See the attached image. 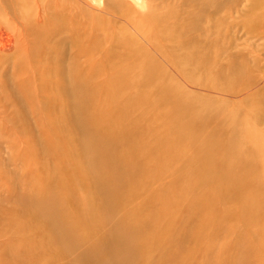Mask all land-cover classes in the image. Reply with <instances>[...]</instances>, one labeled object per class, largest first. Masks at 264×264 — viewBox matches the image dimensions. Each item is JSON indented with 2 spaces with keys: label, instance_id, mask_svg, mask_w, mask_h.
I'll use <instances>...</instances> for the list:
<instances>
[{
  "label": "rangeland",
  "instance_id": "rangeland-1",
  "mask_svg": "<svg viewBox=\"0 0 264 264\" xmlns=\"http://www.w3.org/2000/svg\"><path fill=\"white\" fill-rule=\"evenodd\" d=\"M49 1L57 23L29 36L23 61L0 53V264H82L92 249L111 264L123 243L139 264H264L251 138L264 136V2ZM18 4L0 0L3 36L23 33ZM71 63L89 103L65 90ZM32 189L39 205L61 193L64 210L88 207L87 231L55 239L51 259L18 251L19 233L50 248Z\"/></svg>",
  "mask_w": 264,
  "mask_h": 264
},
{
  "label": "bare ground",
  "instance_id": "bare-ground-1",
  "mask_svg": "<svg viewBox=\"0 0 264 264\" xmlns=\"http://www.w3.org/2000/svg\"><path fill=\"white\" fill-rule=\"evenodd\" d=\"M18 1H19V4H18L17 8L19 10V15H23V16L19 17L20 21L22 22L23 33H19L20 34L19 36H17L16 33H11L10 35L5 33L8 36H3L4 32L3 33L0 32V53L11 51V50H14L13 48H17V49H15V50H17V52H19V55L17 54V62H22L23 61L22 57H24V50L26 49L27 44H29V42H30L29 36H34V35L38 36L37 39L44 37V35L48 33L49 29L52 26L56 25L57 20L53 15H48L47 10H49V9H45V8H49V7H47L48 4H50L49 0H48V2H45V3H44V1L42 3V1H39V0H21V1L18 0ZM262 2H264V0H252L250 6H251V8H253V7L261 4ZM17 3H18L17 1L14 2V4H17ZM36 3L37 4L41 3L40 8H37L39 6L36 7ZM22 6H23V10H22ZM61 7H59V8H61ZM52 9H54V8H52ZM252 10L253 9H250V11H252ZM47 15H48V17H47ZM62 19H65V18L62 17ZM67 28L68 29L71 28V30H73L72 32H74V34H72L70 36V40L72 39L74 46H77L79 44V47L77 50L79 51V53L82 52V50H84V49H83V46H81V42H79V40L75 34L76 27L74 25H70V26L68 25ZM77 30H78V28H77ZM33 41H35V40L33 39ZM32 44H33V42H32ZM20 46H24V47L21 48ZM53 51H55V50H53ZM33 62H34V60H33ZM75 70H76V68L73 67V64L71 63L69 65L68 71H67V77H66L67 86H66L65 90H70L71 95L73 96V99H74L76 104L78 103V100L82 101L84 98H85V103H86V102H88L87 98L89 96H87V94H86L87 86H86V81L83 79L84 78L83 70L82 71L81 70L75 71ZM60 81L59 80L57 81L56 87H58V85H59L58 82H60ZM24 84L18 83L17 88L19 90H28V89H26V87H24L25 86ZM251 138H252V141L255 144L257 150L264 152V136H260L259 134H251ZM30 184H32V183H30ZM35 194L36 193L32 189L28 192V194L26 195L25 198L31 204L33 202V204L36 206V208L39 210V212L42 215L47 216L50 219L51 222L48 219L43 217L45 220L48 221L46 228L49 230V227H52V229H51L52 233L50 234L51 241L49 243L50 248L47 250L43 249L42 247H40L38 245V243H33L34 247L32 248V247H30V244L27 242L28 238H26V240L23 239L21 237L22 234L19 233L18 236L20 238V243H19L20 248H18V249H20V250H18V251H22V252L25 251V252H31V254H34V253L36 254V252L38 250H43L45 252V254L48 253V254H46V256L50 257V259H51V258H54L56 253H59L53 247V243H56L55 239H58L59 241H63L65 243H67V241H69V240L72 243L79 242V239H77V236H78L77 234L81 230H79L78 233H77V230L79 228H83L84 225L87 226V223H88V218H87L88 213L87 212L88 211L86 212V210H88V207L86 206L84 209L81 205L79 208H74L73 212H69L67 210H64L62 208V205H64L63 202H65V199H68V198L66 195L61 194V193L59 195L62 198H59V195H58V198L57 197L51 198L44 205H39V203L35 200ZM61 199H64V201H61ZM6 224L8 225L7 221H6ZM84 228H83V230L85 231ZM87 229L88 228H86V231H87ZM26 236H28L29 238H32V235H26ZM79 236L81 237V236H83V234H81ZM112 237L113 236H111L110 238L112 239ZM156 237H158V236H156ZM82 238H81V240H85L84 238L83 239ZM113 240H114V237H113ZM147 241H149V237L147 235H145L142 238V240L140 241V243L144 246L147 243ZM152 241H154V240H152ZM40 244L42 245V243H40ZM150 245H151V243H150ZM108 247H110L111 250L109 252H106V253H109L112 257H116V256L120 255V258L111 264H139L138 261L139 260L141 261L142 256H143V253L141 250H139L138 248L132 249L129 245L124 244V243H123L122 249H117L114 246H110V245ZM118 247H120V246H118ZM142 247H140V248H142ZM143 248L146 249V246ZM99 250H101V249H92V250H90V252L86 253L85 258H84L85 260L82 264H104V262H102L98 256L99 252H100ZM69 251H71V250H69ZM69 251H67V252H69ZM101 253H103V252H101ZM52 254H54V255H52ZM81 255H84V253ZM78 256H79V254H78Z\"/></svg>",
  "mask_w": 264,
  "mask_h": 264
}]
</instances>
